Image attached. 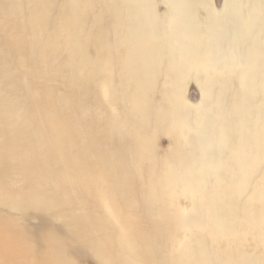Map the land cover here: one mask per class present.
Returning a JSON list of instances; mask_svg holds the SVG:
<instances>
[{
    "label": "bare ground",
    "instance_id": "6f19581e",
    "mask_svg": "<svg viewBox=\"0 0 264 264\" xmlns=\"http://www.w3.org/2000/svg\"><path fill=\"white\" fill-rule=\"evenodd\" d=\"M54 2L45 1L44 10L51 11ZM99 3L98 15L94 0L84 2L82 25L53 23L45 34L44 21L38 22L36 47L41 51L66 49L60 41L64 29L74 38V47L68 49L73 62L60 56L63 62L56 70L65 79V95L55 97L57 91L47 87L44 96L32 92L35 106L19 108V99L10 94L12 88L7 91L5 76L0 75V205L20 213L63 207L65 214L56 215L64 221L66 237L75 241L71 245L47 225L46 245L28 252L39 257L40 264H79L88 256L96 257L98 264H264V249L250 255L236 252L231 242L243 236L264 247V0H223L222 6L216 0ZM18 5L12 3L4 16L17 12ZM96 22L100 27L91 30ZM84 24L96 32L101 57L89 55L93 40L76 36L86 32ZM35 50L43 57L41 65L53 66ZM100 70L107 100L103 111L86 84ZM157 79L165 82L159 103L151 96ZM191 83L199 87L197 100H189L184 92ZM99 121L103 130H97ZM151 130L165 131L175 151L160 158ZM80 166L86 168L83 174ZM73 174L85 177L93 197L105 191L120 201L110 207L123 217L118 226L97 216L86 201H76V190L68 189L60 202L51 198L46 186L58 177L73 185ZM181 195L194 198L195 213L179 212ZM77 207L88 212L75 214ZM139 208L152 223L149 228H140L135 225L138 218L126 215ZM166 208L173 228H152ZM212 232L228 245H208L205 237ZM0 235L20 242L23 227L0 212ZM180 235L186 241H180ZM22 246L20 242L19 253Z\"/></svg>",
    "mask_w": 264,
    "mask_h": 264
},
{
    "label": "rangeland",
    "instance_id": "374dc122",
    "mask_svg": "<svg viewBox=\"0 0 264 264\" xmlns=\"http://www.w3.org/2000/svg\"><path fill=\"white\" fill-rule=\"evenodd\" d=\"M7 1L6 0L0 1V8H1L0 9V11H1L0 12V63H1L0 64V72L2 71V73H0V75L5 76V78H3V79H5L4 80L5 82L4 81L3 82L7 84L6 88L7 87L9 88V89L7 88V91H11L10 88H12V91L10 92V94L12 93V97H17L19 99L18 104H21V103L23 104L21 106H19L17 104V107H19V108L20 107L32 108L33 106H35L34 103H36L38 96L39 97L44 96L43 92H45V90H47V87H52L53 90L55 89L54 94H55V91H57V92L54 96L60 98L62 95H65V93L67 91L65 88L66 82L64 84L65 79L63 80L62 77H59L56 70H57L58 65L61 64L60 62H63L66 60L68 62V60L72 59L71 56L73 55V52H71V50L69 51L68 49L74 47V45H75V44L73 45L74 38H72L70 36V30L64 29L67 32L65 35H62L60 37V41H61V43H63V45L65 44L64 48L67 47L66 49H62L61 47L56 46L57 50L55 53H50L47 51H41L39 48L36 47V45H38V43L40 41V38H39L40 36L38 35V32H37V26L39 23H41L40 21H44L43 22L45 24V32L44 33L47 34V33H50V31L52 30V28H53L52 24L53 23H57L58 25L61 24L64 26H68V25H70V26L75 25L76 26L78 24L82 25V22L84 23V20H82L83 18H82V7L81 6L84 5V2L86 0H76L82 4L81 6L78 5V7L72 3V0H53L56 2H54L55 5L53 7H50L51 11L47 10V9L44 10L45 8H44L43 4L45 1H48V0H19V1H21L19 3H17V0L16 1L11 0V2L14 1V2H12L13 4H16V5L19 4L18 9L20 8V9H22V11L20 9L19 10L17 9L18 10L17 12H15L14 14H12L10 16L5 17L4 14L6 13L7 8L10 9L9 7L12 6V3L9 0H7ZM94 1L97 4L96 7H94L95 13L98 15L102 14L101 7L99 6L100 0L99 1L94 0ZM5 2H7V3H5ZM216 2L219 6H222L223 0H216ZM33 3H35V4H33ZM5 5H7V6H5ZM23 6H25L27 9ZM27 6H29V7H27ZM159 6L162 7L160 9L161 12H164L165 6L163 5V3H159ZM24 8L26 9V11ZM55 8H57L58 10ZM52 10H54L55 12ZM41 13H42V15H41ZM49 13H51V14H49ZM60 13H62L63 15ZM20 14H21V18H20V16H18ZM35 14H37V15H35ZM48 15H50V16H48ZM203 15L204 14H202V16ZM35 18H36V20H35ZM20 20H22L23 22ZM18 22H20V24H18ZM29 25H30V27H29ZM100 25H101V23L100 24L97 22L92 23L90 25V28H91V30H95V29L97 30V28L100 27ZM16 26H17V28H16ZM24 27H26L27 29ZM84 27H85V24H84ZM7 30L10 34H8ZM20 30H23L22 32L24 34H22V32ZM91 30L86 28L85 33L79 32V33H77L76 36L79 39H81L82 41L87 40L86 42H88L89 39L91 41L93 40L92 41L93 43L89 41L90 48H91V50L89 49L90 50L89 55L90 56L92 55L94 58L101 57V52H102L101 49L102 48L94 42V40H95L94 37L96 35V32L93 33V32H91ZM20 33L22 35H20ZM36 36H38V37H36ZM85 36H87V37H85ZM69 39L71 41V44L69 42ZM24 43H26V44H24ZM33 45L36 47L35 48L36 50L34 49ZM30 46H31V48H30ZM59 49H62V52ZM31 50H32V52H31ZM34 50L38 51V52L40 51L42 56H44L48 60H52L54 67L52 66L53 67L52 68V67H46V66L41 65V63L43 61V57H41V55L39 53H36L38 56L35 55L33 53ZM29 51H30V55H28ZM22 54H24V55L22 56ZM32 54H34V56H32ZM52 54L55 55L56 57H54ZM60 56L64 59L63 61H61L62 59ZM32 57H35L36 63H35V60L31 61L32 59H34ZM24 58H25V60H24ZM28 58H29V60H26ZM54 58H56L59 62ZM73 59H72V62H73ZM6 60H8V61H6ZM17 60L20 62H18ZM25 62H26V64H24ZM31 67H33L34 70L31 69ZM2 68H3V70H2ZM7 68L9 70H11L12 72L9 71ZM11 68H14V69L12 70ZM4 69H6V70H4ZM4 71H6V73H7V71H9V72L7 74L6 73L4 74L3 73ZM99 72L100 73L95 75L96 78L88 77L86 79V84H88L87 88L90 87L87 90H89L91 99L93 100L94 104L99 105L101 107V110L103 111V103H105L107 100L105 97H103V71L100 70ZM52 73H53V75H52ZM9 75H11V76H9ZM46 75H48V76H46ZM6 76H7V78H6ZM15 76H17V77H15ZM46 78L50 79L52 81H48V80H46ZM12 79L15 82H13ZM17 79L19 80V82ZM87 80H88V83H87ZM90 80H92V81L90 82ZM12 82L16 83L15 85H17L15 89H13V87L10 85V83H12ZM45 82L49 83V84H46ZM89 83H91V84H89ZM164 83L165 82L163 80L157 79L156 83L152 86L151 96L155 99L156 103H159L162 100L161 85ZM2 85L5 86V84H2ZM43 86H44V88H43ZM17 87H18V89H17ZM59 89H60V91H59ZM18 91H19V93H18ZM32 92H33V94L35 92L38 93V95L36 93L34 94V96L37 95L36 96L37 98L33 96ZM184 92L187 94V97L189 100H197L199 98V95H200L199 87H198V85H196L194 83H191L190 87L184 86ZM94 95H95V97H94ZM119 107H120V109H122L121 105H119ZM65 113L67 115H71L69 111H65ZM98 113H103V112L98 111ZM97 130H103V123L102 122L100 123V121L97 122ZM150 133L152 135L156 136V146H157L156 152L160 158H164L166 155H170L171 152L175 151L174 150L175 148L173 147V144L171 141V137L169 135H167L165 131L162 130L160 132H156L155 130H151ZM77 151L78 150L75 147L73 152L77 153ZM84 170H86V168L84 166H80L78 168V171L80 174H83ZM56 172H57V174H59L58 171H56ZM73 176H75L73 179L74 180L73 185L71 182H66L65 179H61L59 177L55 178L54 181L49 183L46 186V190H48L50 192L51 198L55 202H58V201L60 202L61 199L63 198L64 194L68 191V189L76 190V191H78V194H76L75 198H74L76 201H80V202L86 201L89 204L90 209L97 211V213H98L97 216H99L101 218L103 217V220H109L110 219L114 225L118 226L120 224L119 220L122 221L123 217L121 214L117 213L118 211H116L115 213L112 212L110 210V207H111V204L114 202V200H116L117 203H120V201L115 199V197L113 195H106L105 191H103V196H100L97 198L93 197L91 191L89 189H87V181H86V179H84L85 177H83V176L78 177V175L76 176L75 174H73ZM39 191L42 192V190H39ZM159 192L162 194H166L164 188H161V190ZM184 192H183L184 194H187L186 191H184ZM140 195H138L139 198H141ZM177 205H178V210L181 214H193L196 212V208H197L196 207V201L194 200V198L190 197L189 195H188V197L186 195H181V198L177 202ZM4 207L5 206L0 205V212L4 213V214L7 213L9 215V217H11L17 224L22 225V227H23V237H21V240H20V242L23 243V246H22L23 251L19 253L18 252L19 249L17 250L18 244L20 242H17L15 239H10L8 235H0V264H13L11 261L15 262V264H30V263L40 264V258L36 256L37 258L35 259V256H32L30 254V251L28 252V249L31 247H35L39 250L40 245L42 247L46 245L45 241L43 240V236L48 232L47 231L48 230L47 225H49L50 227L51 226L55 227V229H57L60 232L61 236L62 235L65 236L66 241L68 243H70L71 245H75V241H72L71 237L69 238L68 236L66 237V235H65V232H64L65 226L63 225L64 221L59 220V217L56 215V213L58 211L65 214V212H66L65 208L62 207V209H54V210L49 211V212L47 211V209L42 208V209H40V211H29L26 213H20L18 211L10 210L8 207H5V208ZM66 208L68 209L70 207H66ZM75 210H76L75 214L80 213V212H81L80 214L88 212V211L82 212L81 207H77ZM143 211L144 210L142 208L129 210L126 213V215L129 216L131 213V216L138 218V222L135 225H138L140 228H149V226H151L152 223H149L148 220L144 218L145 213H143ZM92 214L93 213H91V215ZM115 214L117 216H115ZM170 216H171V213L166 208L160 217L159 216L155 217L154 220H155L157 225L153 226L152 228L157 227L159 230L160 229L170 230V228H173V226H174V221H172ZM141 222L143 224H141ZM201 224L206 228L210 226V223H205L204 221H201ZM233 228H234L233 230L236 229V227H234V226H233ZM235 231L239 233V231L237 229ZM236 232H232V233L235 234ZM204 236L205 235H203L202 237H204ZM205 238L209 241L207 243L208 245L214 246V243H215L216 244L215 248L220 249V248H224L228 245V242L223 237H221V236L218 237L213 232L206 234ZM233 239H231V242H232V246L234 247V249L237 250L236 252L243 251V252L251 253L250 255H252L253 253L259 254L256 251L257 249H261V252L264 249L263 245L260 244V242L258 243V241L256 239L252 240V239L247 238V237L244 238L243 236H241V238L237 239V240H235V239L233 240ZM179 240L184 242V241H186V238L183 235H180ZM79 264H98V262H97L96 257L88 256V257H85L84 259H82L81 263H79Z\"/></svg>",
    "mask_w": 264,
    "mask_h": 264
}]
</instances>
